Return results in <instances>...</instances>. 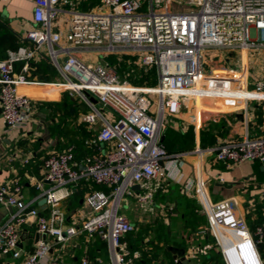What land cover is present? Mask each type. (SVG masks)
I'll return each mask as SVG.
<instances>
[{"label": "built area", "instance_id": "obj_1", "mask_svg": "<svg viewBox=\"0 0 264 264\" xmlns=\"http://www.w3.org/2000/svg\"><path fill=\"white\" fill-rule=\"evenodd\" d=\"M81 1L34 0L32 27L24 36L31 46L11 50L0 61V130L17 131L29 120L31 100L19 93L20 87L52 85L86 105L79 122L87 130L98 126L85 142L93 152L81 160L73 146L43 160L35 198L24 200L18 178L0 184V208L11 209L0 223V264H64L63 252L81 233L106 244L111 264H135L139 253L125 240L135 227L121 211L134 202L152 212L161 182L181 178L183 155L169 154L162 143L165 119L191 100L264 101V72L250 89L246 70L208 71L205 56L220 51L215 60L220 65L231 54L264 49V0H100L90 12L73 13L64 37L54 32L59 5L74 8ZM184 3L190 7L186 11L174 9ZM44 52L63 81L47 84L27 76L28 63ZM91 52L104 61L91 64L77 58ZM111 55L138 57L145 73L156 67L157 83L135 86L122 80L116 66L105 60ZM18 62L24 65L15 74ZM250 93L254 95L245 97ZM196 153L213 155L219 163L264 167V137L222 142ZM81 181L99 190L84 195L82 206L89 214L83 222L66 224L63 203ZM43 182L49 187L43 189ZM258 187L264 198V183ZM184 190L198 199L207 220L198 232L199 243L186 256H207L215 248L220 264H264V219L250 230L234 199L209 200L198 174L185 182ZM23 226L35 228L30 251L23 245ZM80 264L92 263L84 256Z\"/></svg>", "mask_w": 264, "mask_h": 264}, {"label": "crops", "instance_id": "obj_2", "mask_svg": "<svg viewBox=\"0 0 264 264\" xmlns=\"http://www.w3.org/2000/svg\"><path fill=\"white\" fill-rule=\"evenodd\" d=\"M98 2L100 0H82L74 8L61 3L52 23L53 31L64 37L73 13L90 12L99 5ZM33 8L34 0H0V61L4 60L11 50L31 46L24 36L32 27ZM92 53H80L77 54V58L84 63L95 64L97 61H94V55L93 60H90ZM254 55L264 57V49L251 50L246 56L231 54L228 56L229 62L220 65L215 60L206 59V70L218 72L216 69L226 68L239 72L244 69L250 88L264 72L263 59L261 71L256 75L259 79L253 80L254 82L250 80V76L252 77L250 66ZM108 57L105 58L106 61ZM211 62L215 67L211 66ZM23 65L24 62L14 64V73H20ZM120 66L122 69L125 67L122 64ZM133 66L136 68L133 69ZM138 68L141 70L136 61H127L121 79L131 84V75ZM27 76L41 83L58 82V72L45 52L28 63ZM21 88L23 87L19 89ZM24 92L31 100L27 124L17 131L0 130V184L18 178L22 185L24 200L29 201L40 193L36 183L42 178L43 160L70 146L75 149L76 160H81L85 155L93 152L86 148L85 142L96 134L98 126L94 130H87L79 122L80 116L88 111L86 105L78 98H72L67 93L61 92L57 86L28 87ZM19 93L25 95L20 90ZM68 97L70 100H65ZM196 103L192 100L186 101L179 114L167 117L164 123L163 140L165 135L168 141L173 139L175 133L180 139H184L188 131L192 132L191 147H188V141L182 145L181 139L183 150L172 153L183 155L179 165L180 181L161 182V188L153 197L152 212L142 211L134 202H129V205L121 211L135 227L134 232L125 237L131 251L139 253L140 258L135 264L221 263L215 248L207 256L193 258L185 255L184 260L180 257L174 259V252L170 250L172 248L186 252L199 243L198 232L207 227V220L198 199L184 190L185 182L193 179L197 174L206 182V193L212 203L231 198L237 202L238 214L245 220L250 230L264 219V198L260 197L261 189L258 187L264 183V167L261 164L219 163L215 161L213 155L196 153L197 149L212 148L222 142L235 143L247 138L264 137V101L201 100L198 109ZM65 107L70 110L82 108V111L76 114L77 117L75 116L77 125L80 124L82 127L80 131H76V137L73 132L74 137L78 138L77 141L71 139L73 136L66 137L64 124L68 121V115H63L61 123L56 120V117L60 116L58 112L50 115L52 108L56 111L64 109L62 112H67ZM202 137L211 140L212 144L203 146ZM48 187L49 185L43 182V189ZM95 190L99 188L92 182L84 181L79 182L72 189L70 198L63 203L67 216L66 224L73 222L79 225L83 222L89 211L82 206V199L87 192ZM77 210L80 214L74 216ZM10 212L9 208H0V223ZM21 233L24 239L23 245L27 251H30L34 243L35 228L23 226ZM68 250L62 254L64 264H80L84 256L92 264H111L106 244L96 236L89 238L81 233L73 239ZM57 251L58 247H55L53 254H57Z\"/></svg>", "mask_w": 264, "mask_h": 264}, {"label": "rangeland", "instance_id": "obj_3", "mask_svg": "<svg viewBox=\"0 0 264 264\" xmlns=\"http://www.w3.org/2000/svg\"><path fill=\"white\" fill-rule=\"evenodd\" d=\"M188 8H190V7L184 3L183 6H181L179 8H174V9L176 11H186ZM171 11H172V8H171ZM142 12H145V10H142ZM260 52H262V51L260 50ZM219 53H220V51L213 50V51L209 52L208 54H206L205 56H206V59H208V60L212 59V60H216L217 61L218 60V57H219ZM93 55H94V61L95 62L97 61L96 63H101L102 61H104V58L101 55L97 54V53H92V55L90 57V60H93V57H92ZM136 59H138V57H135L134 58V57L126 56V55H122V56L121 55H111V56L108 57L107 60L110 63H112L113 65H116L117 73H118L119 77L122 78L124 76V73H125V67L127 65V61L130 60L131 62H134V61H136ZM263 59H264V57L261 56V55L259 57H257L256 55H254L253 58H252L251 66H250V74L252 75V77L250 76V80L252 82H254L253 80H256L257 81L259 79V78L256 77V75H257L258 72L261 71L260 68H261V66L263 64V62H262ZM120 64H122L123 66H125L124 69H122V67L120 66ZM211 66L212 67H215L214 63H212ZM132 68L135 69L136 67L133 66ZM222 69L227 70L226 68H222ZM222 69L221 68L220 69L218 68L216 70H222ZM127 71H129V69H127ZM243 77H244V75H243ZM57 81L58 82L63 81V79L60 77L59 74H58ZM133 81L135 83H137V84H140V85H147L148 87H153L157 83V70H156V67H153V68L149 69L146 73L143 71V69H141V70L139 68L136 69L134 71V73H132V75H131V82H133ZM253 88H254V86L253 87H250V89H253ZM151 99L153 101L154 98H151ZM196 101H198V100H196ZM196 104H198V103H196ZM198 108H199V106L197 107V109ZM63 110L64 109H61V110L58 109V111H56L55 108H52L50 115H52L54 112H58L57 114L58 115L60 114L59 117H56V120L58 122L60 120H62L64 116L68 115V121H66L65 124H64L65 133L67 135L66 137L73 136V137H71V139L77 141L78 138H75L76 137V131H80V129L82 127H81L80 124H79V126L77 125L78 122L75 119V116L77 117L76 114H79L82 111V108L81 107H78V108H73V109L70 110L68 107H65V110L67 112H65V111L62 112ZM61 122L62 121H60V123ZM73 132L75 133V137L73 135ZM172 140L174 141V145L175 146H177V147H180L181 146V144H180V138H179V136H178L177 133H175V135H174V137H173ZM261 251H262V249H261Z\"/></svg>", "mask_w": 264, "mask_h": 264}, {"label": "trees", "instance_id": "obj_4", "mask_svg": "<svg viewBox=\"0 0 264 264\" xmlns=\"http://www.w3.org/2000/svg\"><path fill=\"white\" fill-rule=\"evenodd\" d=\"M97 1V0H96ZM99 3V2H98ZM37 81V80H36ZM39 82V81H38ZM132 85H135V86H143V85H140V84H137V83H135L134 81L131 83ZM65 100H70V97H68V98H65ZM66 102V101H65ZM182 139V138H181ZM180 139V140H181ZM192 139H193V136H192V132L191 131H188L187 132V134L184 136V139H182L181 140V142H182V145L183 144H186L187 143V141H188V143H189V146L188 147H191V142H192ZM167 142V143H166ZM163 143H164V145H165V148H167L166 150H167V152L169 153V154H172V153H176V152H178V151H180V150H183V148H182V145L180 146V147H177V146H175L174 145V141L172 140V139H170L169 141H168V138H166V135H165V137H164V140H163ZM201 144L203 145V146H207V145H211L212 144V141L211 140H209L208 138L207 139H205L204 137H202L201 138ZM168 145V146H167ZM168 147H169V149H168ZM186 148V147H185ZM207 240L209 241V242H213V240H212V238L210 237V236H208L207 237Z\"/></svg>", "mask_w": 264, "mask_h": 264}, {"label": "water", "instance_id": "obj_5", "mask_svg": "<svg viewBox=\"0 0 264 264\" xmlns=\"http://www.w3.org/2000/svg\"><path fill=\"white\" fill-rule=\"evenodd\" d=\"M133 190L138 191L139 190V186L133 187ZM40 204H44V200L41 201ZM42 238L44 239L45 238V235H43ZM37 239H38V236L36 235L35 236V240H37ZM170 250L172 252H174V256H173L174 259L180 257V259L184 260V258H185V251L184 250H178V249H172V248H170Z\"/></svg>", "mask_w": 264, "mask_h": 264}, {"label": "bare ground", "instance_id": "obj_6", "mask_svg": "<svg viewBox=\"0 0 264 264\" xmlns=\"http://www.w3.org/2000/svg\"><path fill=\"white\" fill-rule=\"evenodd\" d=\"M244 56H246V54H247V52L246 51H244L243 53H242ZM27 88L28 87H23V88H21V89H19L20 90V92H22L23 94H25V90H27ZM58 89H59V87H58ZM26 95V94H25ZM254 94H252V93H250V94H248V95H246L245 97H247V96H253ZM27 96V95H26ZM201 100H198V101H196L198 104H199V102H200ZM198 104H197V106H198Z\"/></svg>", "mask_w": 264, "mask_h": 264}]
</instances>
